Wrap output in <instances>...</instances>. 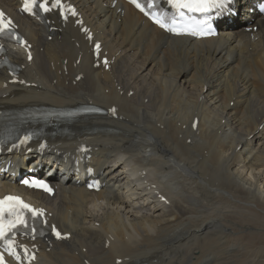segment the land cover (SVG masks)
<instances>
[{"label":"bare ground","instance_id":"6f19581e","mask_svg":"<svg viewBox=\"0 0 264 264\" xmlns=\"http://www.w3.org/2000/svg\"><path fill=\"white\" fill-rule=\"evenodd\" d=\"M67 1L79 16L51 13L49 30L0 0L32 50L27 61L9 49L21 69L16 82L0 70V109H116L71 123L38 155L89 146L98 192L70 175L52 197L0 178V195L17 188L69 233L36 242L32 264H264V15L254 0H240V13L236 0L203 39L170 36L122 0ZM97 40L107 65L92 57Z\"/></svg>","mask_w":264,"mask_h":264},{"label":"snow or ice","instance_id":"6c2138e0","mask_svg":"<svg viewBox=\"0 0 264 264\" xmlns=\"http://www.w3.org/2000/svg\"><path fill=\"white\" fill-rule=\"evenodd\" d=\"M168 2L177 10L178 15L181 18H184L186 15L185 10H187V13H200L206 15L212 9L223 7L224 0H168ZM131 3H133L141 12L149 15L161 28L171 32H178L176 27L178 21L175 17L172 18L171 22H167L163 14L149 11L155 7V0H146V3H141L140 0H131ZM37 5L44 12H49L54 8H60L61 14L64 12L62 0H51L50 5L49 0H23L22 10L35 15L34 9ZM69 10L73 15H76L74 9ZM188 19L192 21V24L180 29V31H188L192 35L211 34V25L208 23V20H197L194 17H188ZM12 24V20L7 18L5 13L0 10V34L11 33ZM15 38L19 40V37ZM20 42L23 43V41ZM97 48H99V45H97ZM29 59H31L30 54ZM106 63L107 61H105V64ZM28 139L29 137H25V141ZM22 183L29 185L30 187L41 188L47 192L52 191L44 181L34 178L31 180L25 179ZM26 213H30L34 218H39L44 215V210L25 203L19 196L6 195L3 198H0V241L3 242L8 254L14 257L17 261L21 260V256L15 251L16 241L14 235L16 229L28 227ZM53 231H56L54 226ZM10 234L13 238H10ZM56 235L59 237L60 233L56 232ZM21 247L25 246L21 245ZM25 255H28L26 247ZM28 258L33 259L34 257L29 256ZM0 264H7L2 252H0Z\"/></svg>","mask_w":264,"mask_h":264},{"label":"rangeland","instance_id":"374dc122","mask_svg":"<svg viewBox=\"0 0 264 264\" xmlns=\"http://www.w3.org/2000/svg\"><path fill=\"white\" fill-rule=\"evenodd\" d=\"M129 94H131V92H129Z\"/></svg>","mask_w":264,"mask_h":264}]
</instances>
